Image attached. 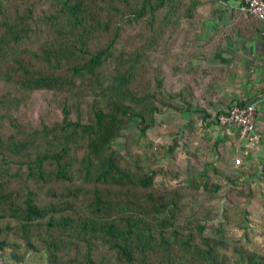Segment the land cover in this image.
Segmentation results:
<instances>
[{
    "label": "trees",
    "instance_id": "trees-1",
    "mask_svg": "<svg viewBox=\"0 0 264 264\" xmlns=\"http://www.w3.org/2000/svg\"><path fill=\"white\" fill-rule=\"evenodd\" d=\"M221 1L0 0V258L259 261L230 232L233 207L218 221L211 205L230 176L226 158L209 174L206 160L158 168L138 149L159 114L203 106L194 101L226 80L224 67L195 63L228 32L204 39ZM161 173L179 180L162 186Z\"/></svg>",
    "mask_w": 264,
    "mask_h": 264
},
{
    "label": "crops",
    "instance_id": "crops-1",
    "mask_svg": "<svg viewBox=\"0 0 264 264\" xmlns=\"http://www.w3.org/2000/svg\"><path fill=\"white\" fill-rule=\"evenodd\" d=\"M220 6L224 10L223 18L206 23L204 39H210L221 27L229 26L228 32L214 47L210 58L195 59V63L224 67L228 70L226 80L215 83L199 103L194 101L193 105L203 106L175 112L173 128L180 149L178 158L206 160L209 174L219 157L226 158L227 162L221 161V166L232 168H222V172L230 175L220 181L222 190L227 192L222 201L224 207H237L228 213L236 223L230 226V232L260 256L256 264H264V24L244 11L239 0H222ZM256 98H261L256 119L261 139L252 146L242 138L238 125H221L218 116L234 103L245 104ZM161 130L168 135L171 128ZM237 158L241 160L238 164Z\"/></svg>",
    "mask_w": 264,
    "mask_h": 264
},
{
    "label": "rangeland",
    "instance_id": "rangeland-1",
    "mask_svg": "<svg viewBox=\"0 0 264 264\" xmlns=\"http://www.w3.org/2000/svg\"><path fill=\"white\" fill-rule=\"evenodd\" d=\"M169 110L166 114L163 112L162 114L158 115V124L149 129L147 131V136L142 138L141 145L138 148L139 152L142 153V155L149 156L150 154L153 155V157L158 158L159 160L156 161L154 165H158L157 167L161 168L163 166L167 167L169 165V161L173 160L176 161L178 158V150L177 148V137H176V130L173 128L175 123L174 115L176 114L175 111ZM170 115V116H169ZM173 115V116H172ZM171 128V131L168 135H164L165 131H162L163 128ZM136 131V125L135 122H132V124L128 127L127 130H125L120 137L117 138L116 144L119 147H125L127 141V135L128 132ZM160 137V140L158 139ZM176 140V141H175ZM175 144L174 152H170L167 147L169 145ZM165 147V148H164ZM179 178L175 179L170 174L161 173L158 176V184L164 186H172L178 181ZM226 191H220L219 194H217V198L211 202V205L214 206L215 211L218 213L217 220L220 221V217H222L225 214V207L222 201V197L226 194ZM237 209V207L234 209V211ZM230 213H233V210L230 211ZM235 213V212H234ZM217 221V222H218ZM212 226V225H211ZM213 227V226H212ZM4 256L1 257L2 260L6 264H47L46 254L45 252H31L27 256L26 260L21 263H16L11 259L9 252H4Z\"/></svg>",
    "mask_w": 264,
    "mask_h": 264
},
{
    "label": "built area",
    "instance_id": "built-area-1",
    "mask_svg": "<svg viewBox=\"0 0 264 264\" xmlns=\"http://www.w3.org/2000/svg\"><path fill=\"white\" fill-rule=\"evenodd\" d=\"M244 11L259 18L264 24V0H239ZM264 98V95L263 97ZM261 98H256L249 103H234L227 112L218 116L221 125L236 124L240 127L242 138L246 139L250 145L255 146L259 143L261 135L257 128V111ZM239 158L236 163H240ZM0 264H6L0 258Z\"/></svg>",
    "mask_w": 264,
    "mask_h": 264
}]
</instances>
